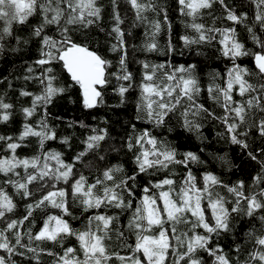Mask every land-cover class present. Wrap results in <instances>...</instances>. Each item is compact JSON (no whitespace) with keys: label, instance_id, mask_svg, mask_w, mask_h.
I'll return each instance as SVG.
<instances>
[{"label":"snow or ice","instance_id":"snow-or-ice-1","mask_svg":"<svg viewBox=\"0 0 264 264\" xmlns=\"http://www.w3.org/2000/svg\"><path fill=\"white\" fill-rule=\"evenodd\" d=\"M172 12L185 30L180 55L192 57L185 63H173ZM141 26L131 52L162 62L129 59ZM31 47L22 74L0 80V123L16 108L8 90L23 116L18 134H0V264H264V0H0V54ZM109 87L120 105L135 92L122 134L107 120L65 124L52 111L73 91L96 109ZM206 123L258 165L250 183L209 167L238 166L207 151ZM77 125L82 138L65 134Z\"/></svg>","mask_w":264,"mask_h":264},{"label":"trees","instance_id":"trees-1","mask_svg":"<svg viewBox=\"0 0 264 264\" xmlns=\"http://www.w3.org/2000/svg\"><path fill=\"white\" fill-rule=\"evenodd\" d=\"M103 2L107 5L109 4V0H103ZM243 10L249 12V23H251V17L254 11V6L248 5ZM219 14V12L217 13ZM132 13L129 11L128 16L129 19L126 21V23L131 22ZM170 19L173 22V42L176 45V52L173 54V63L180 64L185 63L187 61H190L192 57L189 54V50L184 49V55H180V51L182 49V42L178 40V35L184 33L183 26L179 23L178 14L175 12L170 13ZM210 23V21H208ZM219 26V25H218ZM17 27V31L20 32V34H26V30ZM258 31V29H257ZM143 32L144 28L141 26L140 28L134 29V35L133 38L129 40V48H130V60H143L145 58L149 59L150 61L154 63H160L164 60L163 56H160L158 54H146L138 49L132 53L131 52V46L133 44L139 45L143 39ZM238 32L240 33L239 39L242 40V42L245 43L247 48H251L253 50H257V46L253 44L251 39L249 38L246 30L243 28V26H238ZM101 40H103V36L100 37ZM163 39L161 40V43H163ZM10 44H14L13 42H10ZM195 48V46H194ZM35 58V48L31 47V51L25 50L23 52L18 53H12V52H6L5 54H0V80L3 79L4 76H8L10 72L21 75L23 72V68L21 67L25 61H31V59ZM244 63L249 62V58L242 57L241 58ZM211 63V62H209ZM215 67V65H213ZM140 65L138 63H132L130 65V69L134 72V74L137 77V81L139 80L140 76ZM220 67L222 68L223 65L221 64ZM210 69H205L204 74L202 75V80L204 81L203 87H206L207 85V72ZM39 71V70H37ZM11 79V77H9ZM22 81H14V89L19 88ZM113 83H115L113 81ZM6 88L5 84H0V95L4 94V90ZM18 95V93L14 90H8V97L10 100L8 102L16 103V108L14 110L13 116L11 120L7 123H0V134L5 135H15L18 134L20 130V126L23 122V116L21 115L19 108L20 104L16 102L15 97ZM135 96V92H133V95L129 97V103L125 105L119 104L118 97L112 92L111 87L108 88L107 94L105 96V103L103 105H100L96 109L88 110L84 109L81 105V103L78 100V94L73 91L72 92V98L71 100L68 99H62L58 101L57 107L53 108L52 111L60 116L63 117V120L65 124L68 121L72 120H83L86 124L96 126L99 125L101 127L105 126L104 121L107 120L110 122V127L113 131V134L120 132L122 134L123 127L126 126L127 122L132 118V115L134 113V107L132 104V99ZM203 98V97H202ZM75 101V102H73ZM25 104L30 103V101L25 100ZM211 103L210 101L208 102ZM95 117V119H93ZM174 122V121H173ZM139 125V122H138ZM61 127H64V125H61ZM159 131V130H158ZM204 135L208 137V141L205 143L211 142V147L207 149V151L216 152L218 155H224L225 153L228 154V158H230L233 162V164L237 165L238 167H234L230 172L227 171L226 168L221 166V163L219 160L211 161L209 164V167L216 171L217 174L221 175L226 180H236L237 178H244L246 179V182H251L252 175L255 174V171L258 169V165L255 164V162L248 161L245 156L241 154V150L238 146L230 145L226 141H218L215 139V133L217 131H223L222 126L213 127L211 123H206L205 128L202 130ZM75 132L76 137L82 138V133L85 132L84 129L79 128V125L75 129H67L65 134H71ZM167 135V133H165ZM169 139L172 137L169 136ZM76 144H79V140L76 139L74 141ZM32 143L34 144V138L32 139ZM192 144H199L200 142L193 137ZM259 145V141L257 140L255 144H253V147H256ZM83 146L81 145L80 148L77 150H82ZM21 155H23L27 150H18ZM115 155V154H113ZM244 161L242 164L241 161ZM175 171L177 173H180L183 171L181 168H176ZM85 175H89L87 171H85ZM94 175V174H93ZM91 178V177H90ZM19 200V197L16 198ZM23 213V204H20L17 209V215H20ZM36 216H39L40 213L37 212L35 214ZM16 218V217H13ZM27 224V222H26ZM2 226V225H0ZM76 227H79V224H75ZM25 243H27V240L25 238ZM42 259L45 261H48V257L42 256Z\"/></svg>","mask_w":264,"mask_h":264}]
</instances>
